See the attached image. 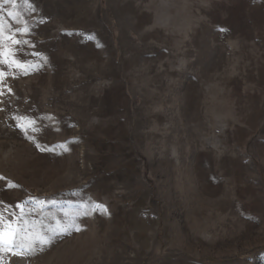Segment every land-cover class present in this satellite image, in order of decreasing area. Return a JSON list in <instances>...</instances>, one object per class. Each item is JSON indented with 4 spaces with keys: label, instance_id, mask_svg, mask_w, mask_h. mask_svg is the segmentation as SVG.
Listing matches in <instances>:
<instances>
[{
    "label": "rangeland",
    "instance_id": "rangeland-1",
    "mask_svg": "<svg viewBox=\"0 0 264 264\" xmlns=\"http://www.w3.org/2000/svg\"><path fill=\"white\" fill-rule=\"evenodd\" d=\"M0 27V264H264V0H0Z\"/></svg>",
    "mask_w": 264,
    "mask_h": 264
},
{
    "label": "snow or ice",
    "instance_id": "snow-or-ice-1",
    "mask_svg": "<svg viewBox=\"0 0 264 264\" xmlns=\"http://www.w3.org/2000/svg\"><path fill=\"white\" fill-rule=\"evenodd\" d=\"M4 2L6 3L7 0H4ZM29 7H31V4H29ZM9 15H11V13ZM24 31H27V29L25 28ZM0 32H2V27H0ZM9 39H11V37H9ZM12 42L16 44L21 43L20 41H16V40H13ZM8 54L15 55L12 52H9ZM3 55H4V52L0 51V56H3ZM12 63L17 64L18 67H22V64L18 63L16 60H13ZM97 208L103 209L105 212L107 211V209L104 208L103 205H97ZM8 228L9 230L7 232L0 231V243L13 244L15 239L17 238L18 233L15 230L11 229L10 225L8 226ZM28 247H31V244H29Z\"/></svg>",
    "mask_w": 264,
    "mask_h": 264
}]
</instances>
